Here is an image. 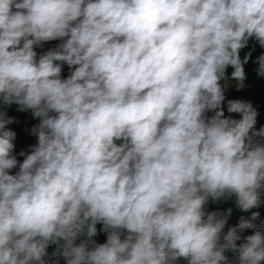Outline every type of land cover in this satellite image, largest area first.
<instances>
[{
    "label": "clouds",
    "instance_id": "9594fccd",
    "mask_svg": "<svg viewBox=\"0 0 264 264\" xmlns=\"http://www.w3.org/2000/svg\"><path fill=\"white\" fill-rule=\"evenodd\" d=\"M250 40L264 49V0H0V264L50 247L65 264H264L259 213L225 232L231 209H206L261 203L264 126L226 96L250 61L264 79ZM13 105L39 120L22 162Z\"/></svg>",
    "mask_w": 264,
    "mask_h": 264
},
{
    "label": "trees",
    "instance_id": "16d2710c",
    "mask_svg": "<svg viewBox=\"0 0 264 264\" xmlns=\"http://www.w3.org/2000/svg\"><path fill=\"white\" fill-rule=\"evenodd\" d=\"M60 41H50L46 43L43 48H37V52L41 53L43 51H47L50 48L55 47L59 44ZM255 42L249 41V46L245 48L241 55L243 56L246 52L252 51V59L254 60L261 52H264V49L260 48L257 44L255 49L252 50V46ZM231 70H229L230 72ZM247 71V80H246V87L237 91L236 88L233 86V89L229 95V99H243L246 101H250L253 106L257 109L258 115V124L257 127L264 126V79L258 78L254 71V64L250 61L248 65H246ZM70 74V70L67 65H64L62 75L63 77H67ZM8 115L15 118V122L8 127L16 133V138L14 140L15 148H14V155L17 156V159L22 162L24 159L20 153L28 152L30 150V146L36 144V138L34 135L31 134V130L34 126L39 123L38 119L32 117L30 111L18 112L16 110V106H10L7 108ZM225 115H232L233 118H239V114H229L226 110L225 104ZM17 169L13 170V173ZM260 200L261 203L257 208L250 209L249 211H242L236 205V198L235 196L229 198H222L219 201H209L206 205L207 211H218L222 214L227 213L229 209H231V215L228 217L227 223L225 225L224 231L227 232L229 228L233 226H237L240 219L244 218H251L252 213L256 212L259 213L258 218L254 221L257 225L264 223V190H261L260 193ZM102 225H97V228L100 229ZM254 229H246L240 233L241 237H246L247 235L253 234ZM95 240L97 243H104L106 241V234L99 233ZM243 243V239L237 241V244ZM54 251V247H50L48 249L49 255L45 257L46 264H65L63 257L61 256H54L52 252ZM229 260H235L236 254L228 251L225 253ZM179 264H187V261L181 259Z\"/></svg>",
    "mask_w": 264,
    "mask_h": 264
},
{
    "label": "rangeland",
    "instance_id": "374dc122",
    "mask_svg": "<svg viewBox=\"0 0 264 264\" xmlns=\"http://www.w3.org/2000/svg\"><path fill=\"white\" fill-rule=\"evenodd\" d=\"M232 89H233V86H230V87L226 90V96H227V99H229V95H230ZM209 115H211V113H209ZM35 138H36V137H35ZM35 140H36V139H35ZM36 142H37V141H36Z\"/></svg>",
    "mask_w": 264,
    "mask_h": 264
}]
</instances>
